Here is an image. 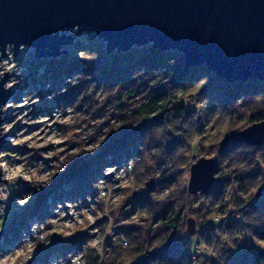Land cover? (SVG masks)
Segmentation results:
<instances>
[{
	"label": "rangeland",
	"instance_id": "rangeland-1",
	"mask_svg": "<svg viewBox=\"0 0 264 264\" xmlns=\"http://www.w3.org/2000/svg\"><path fill=\"white\" fill-rule=\"evenodd\" d=\"M60 33L74 36L73 43L62 48L67 53H62L56 58H39L35 56L34 47L23 46L14 55L21 71L15 73L13 70L11 75L7 73L6 83L17 78L19 83L8 88L10 97L3 107L5 121L2 125L7 124L10 127L7 134L2 136L0 151L7 152L9 160L17 167L23 165L29 168L34 182L30 180L21 182L22 178H18L17 188L10 192L6 201L5 215H0V231L2 229L4 231L0 264H51V261L64 253L68 255L83 253L82 258L86 262L88 256L98 253L95 249L85 248V245L97 239L102 241L104 249L103 256H100L107 259L111 246L116 247V241L124 239L123 230L137 227L138 232H146L154 226L152 220L159 215V212L180 206L184 208V218L177 225V236L187 242L189 251L200 256L198 259H201L203 251L215 249L211 245L222 242L224 235L230 236L228 241L230 245L233 240L238 244V241L247 238L249 242L244 243L248 250L264 248V243H257V241L264 242V211L261 212V216L259 213L249 216L244 223L248 226L238 225L231 230L227 228L229 222L235 220L240 222V210L245 212L242 203L248 206L258 199L261 201L264 199V147L258 148L254 153L233 151L230 153L231 156H227L233 158L230 164L226 157L219 158V169L215 174L218 182L214 186L223 185L220 197L222 202L204 197L203 193L189 197L187 189L180 187L185 168L191 161L199 157L217 155L216 148L211 143L215 142L218 135L217 146L223 139L226 128L235 126L231 130H241L236 125L241 123L246 127L250 125L247 124L245 117L234 122L235 117L230 119L218 108L207 111L203 120L205 123L200 127L196 126L191 136L184 137L176 132L169 133L171 138L167 143L159 145L164 153L163 157L148 170L147 174L137 177L138 190L130 196H124L119 189L115 190L118 194L117 198H122L118 208L117 198H114L111 210L103 214L105 202L96 199L98 193L90 181L84 190L75 187L74 182L80 174L91 173L94 175L92 179L94 180L107 163L105 161L111 160L108 159L106 149L121 135L124 125L119 115L123 114L121 113L123 111L101 87L96 88L95 92L91 90L88 78L80 77L75 85H70L66 78L73 76L75 72L66 74L61 69L54 70L61 61L78 59L83 63L89 61L86 60L91 55L88 54L89 47L84 48L83 43L103 48L106 53L105 42L94 34L78 35L76 29ZM79 50L84 53L81 58L77 55ZM204 83L205 81H201L194 87L199 85L201 88ZM62 87L66 90L59 91ZM52 93L55 95L52 96ZM204 94L206 95V92ZM181 97L180 101L187 110L193 111L194 106L189 105ZM68 108H71V113L67 111ZM57 109L60 110L63 120L76 122L61 123L54 115ZM41 117H47L49 123L26 122L36 121ZM105 128L109 129V133H103ZM54 131L61 134L62 143L57 144L47 140ZM90 131H95L97 135L87 143L81 144L74 139ZM101 133L106 140L102 147L93 156H83L78 149H88L95 140L99 139ZM29 136L40 146L29 147L27 143L11 142V139H23ZM175 138L177 139L172 143V139ZM134 147L135 145L132 149ZM178 150L183 153L182 156L176 155ZM132 155L139 157L141 154L137 152ZM61 156L65 157L63 170L55 167ZM242 157L246 159L242 161ZM111 162L118 170L119 166L116 165L118 161L108 163ZM143 163L144 161L141 160L140 164ZM246 164L250 166L247 167ZM240 167L242 170L237 171ZM234 170L239 174L252 173V177L249 176L247 179L258 184L250 188L249 194L244 195L237 191L238 185L231 174ZM46 172L52 173L47 183L40 179ZM254 177L257 179L253 181ZM103 179L108 183H121L112 173L105 172ZM150 179H153L152 189L147 191L146 183ZM4 185L6 183L2 181L0 190H6L2 187ZM161 189H173L171 198L164 201L154 200V192ZM259 189L263 190V193L256 196ZM186 194L187 196L184 197ZM21 200L25 201L23 205L20 204ZM3 203L0 201V206H3ZM93 208L95 211H92ZM74 212L78 214V218L73 215ZM89 216L95 218L90 220ZM137 216L141 223L134 222ZM256 216L259 219L249 220L250 217ZM190 218L194 220L196 229L193 236H188L186 233L187 220ZM40 231L48 234L44 242L39 241L34 234ZM213 260L208 264H212Z\"/></svg>",
	"mask_w": 264,
	"mask_h": 264
},
{
	"label": "water",
	"instance_id": "water-1",
	"mask_svg": "<svg viewBox=\"0 0 264 264\" xmlns=\"http://www.w3.org/2000/svg\"><path fill=\"white\" fill-rule=\"evenodd\" d=\"M70 29L94 34L108 54L150 46L180 54L186 67L205 66L228 83L264 82V0H0V53L12 43L14 55L23 45L39 58L59 57L74 39L60 32ZM6 79L7 73L0 78V125L10 97ZM231 142L264 144V120L228 132L219 146ZM217 161L199 157L191 164L189 194L209 192ZM195 232L190 218L186 233ZM3 235L2 229L0 250Z\"/></svg>",
	"mask_w": 264,
	"mask_h": 264
},
{
	"label": "trees",
	"instance_id": "trees-1",
	"mask_svg": "<svg viewBox=\"0 0 264 264\" xmlns=\"http://www.w3.org/2000/svg\"><path fill=\"white\" fill-rule=\"evenodd\" d=\"M87 45L83 43L82 46L84 48L89 47L87 48L88 51L96 52V59L86 63L79 59L61 61L57 63L54 70L61 69L66 74L80 72L78 73L79 78H88V82L92 87L91 90L95 92L96 88L101 87L104 92L110 95L111 99H114L116 105L121 107V111H123L121 113L123 114L119 115V119H121V123L124 126L119 139H114L107 147L108 159L111 160H106L105 163L119 161L127 155L132 156V153H130L132 146L135 145L138 136L145 130L155 125H162L172 119L185 121L188 116L193 114V111H188L186 106L180 101V97L188 93L185 82H189L194 87L195 84L205 81L200 89H202L203 94L206 92L209 100L208 110L218 108L230 119L235 117L234 122L240 121L236 119L245 117L247 124L250 125L264 120V82L250 80L228 83L218 78L214 72L208 70L205 66L198 68L186 67L180 54L171 51L159 52L150 46L132 47L125 52L119 51L106 54L103 48H98L91 44ZM88 54L91 53L88 52ZM170 58H174L175 62L169 64ZM139 68H143L146 72L164 68L165 75L169 71L173 75L170 77L145 76L144 81L138 85L132 78V73ZM54 70L52 69V71ZM204 75L208 76V80L205 79ZM117 84L119 87L113 94L111 90ZM173 90H175L174 94ZM241 95L247 97L241 100L238 106H229L222 110L218 106H214V102L226 106ZM169 104L172 105L171 108H169ZM153 112L156 114L153 115ZM140 116H143L142 121L137 127L133 128L132 124L129 123L130 117L138 119ZM203 123H205L203 120L198 121L197 126L200 127ZM228 128L233 129L235 126ZM179 131L177 129L176 133L179 134ZM218 138L219 135L215 142L211 143L217 151V155L214 156L218 157L215 174L219 169L220 157H226L230 164L233 160V158H228L231 156V152L254 153L258 148L264 147V144L252 146L244 142H231L226 148L222 149L219 143L217 146ZM176 139H172V143ZM242 159L244 161L246 157H242ZM246 166L249 167L250 165L246 164ZM241 167L237 171L242 170ZM231 174H233L235 183L238 185L237 191L244 195L249 194L250 188L258 184L247 179L249 176L252 177V173L243 172L239 174V172L237 173L234 170L231 171ZM77 175L75 174V176ZM93 178L94 175H91V173L87 175L80 174L79 178L74 182L76 184L75 187L77 186L76 188L84 190L87 187V183L91 182ZM256 179L257 177H254L253 181ZM217 182L218 178L216 177L215 182L211 186L212 189L210 188L207 194L203 193L202 195L220 202L223 185L214 186L215 183L217 185ZM151 183H153V179L146 183L147 191L149 190L148 184L151 185ZM226 183L228 182L226 181ZM187 194L189 197L195 196L188 192ZM244 205L243 203L241 204L245 208V212L240 210V222H236V220L229 222L227 225L228 230L238 225L248 226V224L244 223L249 216L257 215V213L261 216V212L264 211V199L263 201L258 199L248 206ZM183 212L184 208L182 206L175 209L168 208L163 212H159V215L152 220L154 226L146 232H138L137 227H128L122 232L124 239L116 241V247L111 246V252L107 259L94 253V255L88 256L86 264H175V262L178 264L179 259L180 264H193L187 242L177 236V225L184 218ZM257 218L259 219L256 216L255 220ZM125 244H127V247H124ZM227 246L232 249L237 248V250L230 252L225 264H264V248L250 251L246 248L244 242L239 245L236 240H233L231 245L227 244ZM211 247L216 248V243L212 244ZM214 257L211 259H214L212 264H224L218 255Z\"/></svg>",
	"mask_w": 264,
	"mask_h": 264
},
{
	"label": "clouds",
	"instance_id": "clouds-1",
	"mask_svg": "<svg viewBox=\"0 0 264 264\" xmlns=\"http://www.w3.org/2000/svg\"><path fill=\"white\" fill-rule=\"evenodd\" d=\"M12 43L5 44L3 48V52L0 53V78L4 76L5 73H8L9 75L12 74L13 70L15 73H19L21 71L20 66L18 65L17 61L14 59V53L12 51L13 48ZM21 48H23V45H20ZM91 53L86 60H94L97 57V53L94 51H88ZM78 57H82L84 55L82 50H79L77 52ZM174 58H170L168 63L172 64L174 63ZM77 72L71 77H67V83L70 85H75L78 82L79 75ZM89 74V73H88ZM91 76V74H89ZM157 76V77H170L172 74L171 71L165 75V69L164 68H157L153 69L151 71H145L143 68H139L138 70L134 71L132 73V78L136 81V83L139 85L144 81L145 76ZM16 76V75H15ZM17 77V76H16ZM205 79L208 80V76L204 75ZM19 80L18 78L15 80H12L9 83L5 84L6 88L12 87L13 84H18ZM185 85L188 88V94L186 96L182 95V99H184L189 105L194 106L193 108V114L189 118L188 121H184L182 119H172L170 121H167L166 123L162 125H155L150 129L145 130L142 134L138 136L137 142L135 144L134 149L131 150L130 153H137L139 152L141 155L138 157L136 155L132 156H125L121 158L118 162H116V165L119 166V169L117 170V167L112 166L113 162L106 163L100 173L96 176L94 180L91 181V185L97 190V200L104 201L105 207L103 214H107L111 210V204L112 200L114 198H117L118 194L116 193V189H119L121 193L124 194V196H130L134 191L137 189V177L139 175L147 174L148 170L152 168L156 162H158L164 155L162 149L159 147L161 144H166L167 140L170 139L169 133H174L179 129V134L188 137L191 136L197 126L198 121H202L206 118L209 100L206 95L203 94L202 89H200L199 85H196L193 87L189 82H185ZM119 85L117 84L116 87H114L111 91L114 94L116 90L118 89ZM66 90L65 87H62L59 91ZM175 93V90H173V94ZM107 95V93H105ZM55 93H52V96H54ZM247 96L241 95L240 97L234 99L232 102L228 103L226 106H222L219 103L214 102V106H218L221 110L228 108L229 106H238L239 102L246 98ZM172 105L169 104V108H171ZM67 111L71 113V108H68ZM153 115L156 113L153 112ZM57 120H60L61 123H75L74 120H68L65 121L61 117L60 110L57 109L54 113ZM143 116H140L137 118H131L129 120V123L132 124V127L135 128L139 125V123L142 121ZM26 122H43L45 124L49 123L47 117H41L36 121H26ZM10 126L7 124L0 125V136H5L7 134L8 128ZM237 128L243 130L246 125L244 123L236 125ZM230 128L225 129V133L230 131ZM103 133H109V129L105 128L103 129ZM101 133L99 135V139L95 140L94 143L91 144V146L88 149H78L83 156H93L95 155L96 151L102 147L103 143L106 141L104 134ZM97 133L95 131H90L88 133H85L81 135L77 139V142L84 144L87 143L88 140L93 139ZM11 139V137H9ZM47 140L49 142L53 143H62L63 140L61 138V134L57 132H53L50 136L47 137ZM11 142L13 144H23L27 143L29 147H38L40 145L36 144L35 141L32 139L31 136L24 137L23 139H11ZM176 155L182 156L183 153L181 151H177ZM9 154L4 151H0V181L6 182V185L2 186L6 188V190H0V201H3V206H0V215H5V209H6V201L9 197V194L12 190L17 188V179L22 178L21 182L23 180H30L33 181V176L31 173V170L25 166L17 167L12 161L9 160ZM143 160L144 163L140 164V161ZM65 163V157L61 156L59 157L58 162L55 164V167L57 169L63 170L62 166ZM195 163V161H191L185 168L184 174L181 178L182 183L180 185L181 188L187 189L190 185L191 180V164ZM138 164L140 166L138 167ZM163 171V169H161ZM112 173L115 175L116 179L118 181H121V183H108L105 179H103L104 173ZM52 176V173L46 172L42 177L40 178L42 181L47 183L50 181ZM151 178V176H149ZM34 182V181H33ZM11 186V187H7ZM173 189H161L153 194V199L157 201H164L172 196ZM122 202V198H117V208L119 207V204ZM25 201L21 200L20 204L23 205ZM92 211H95V208L92 209ZM74 216H77V213H73ZM95 217L89 216V219L92 220ZM219 219V217H217ZM250 221L255 220V217H250ZM135 223H141V220L139 216L134 218ZM31 231V229H30ZM245 232H247V229H245ZM39 241H46L47 240V232H36L34 233ZM250 234V233H248ZM230 240L229 235H224L222 242H220L215 249H208V255L209 256H219L224 264L226 262L227 257L230 255L231 251L237 250V248L232 249L227 246L228 241ZM249 242L247 238L242 239L238 241V244H241L243 242ZM257 243H264L261 241H257ZM256 246L255 244H252ZM183 246V244H182ZM124 247H127V244L124 245ZM85 248L95 249L97 253L101 256L104 254L103 244L102 241L97 239L96 241L92 242L90 241L88 244L85 245ZM262 250L261 248H259ZM84 254L83 253H73L72 255H68L64 253L62 256L57 257L54 261H51V264H86L85 260L82 258ZM177 264V262H175ZM178 264H180V259L178 261Z\"/></svg>",
	"mask_w": 264,
	"mask_h": 264
},
{
	"label": "built area",
	"instance_id": "built-area-1",
	"mask_svg": "<svg viewBox=\"0 0 264 264\" xmlns=\"http://www.w3.org/2000/svg\"><path fill=\"white\" fill-rule=\"evenodd\" d=\"M207 250L203 251V253L201 254V259H198V257H200L198 256V254L189 251L193 264H208V262L213 258V256H209Z\"/></svg>",
	"mask_w": 264,
	"mask_h": 264
}]
</instances>
